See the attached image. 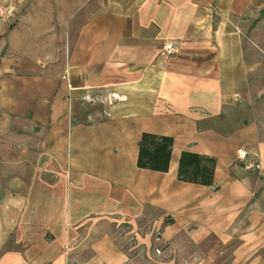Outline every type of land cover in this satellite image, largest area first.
I'll use <instances>...</instances> for the list:
<instances>
[{
  "label": "crops",
  "instance_id": "obj_1",
  "mask_svg": "<svg viewBox=\"0 0 264 264\" xmlns=\"http://www.w3.org/2000/svg\"><path fill=\"white\" fill-rule=\"evenodd\" d=\"M1 9L0 264H133L107 230L117 222L141 240L237 241L235 264H264V123L234 118L259 109L264 0ZM169 43L177 56L160 57ZM145 133L174 139L167 174L138 169ZM183 152L216 160L213 187L178 181ZM9 240L21 249L3 252Z\"/></svg>",
  "mask_w": 264,
  "mask_h": 264
},
{
  "label": "rangeland",
  "instance_id": "obj_2",
  "mask_svg": "<svg viewBox=\"0 0 264 264\" xmlns=\"http://www.w3.org/2000/svg\"><path fill=\"white\" fill-rule=\"evenodd\" d=\"M5 16L8 17L7 10ZM261 50L264 54V47H262ZM263 54L261 55L263 57V62H261L260 64V77L255 80V86L259 89L260 92V98L256 101L258 103V106L256 107H258L259 109L258 111L256 109L254 111H251V109L244 108L241 111H238L234 117L236 119L241 117L244 122L246 120L250 121L252 120V118H256L254 115H257V117L260 118L261 123H264ZM98 107L99 106H96V108ZM252 115L254 117H252ZM150 227L151 226L149 224H146L145 226H143V228L141 226L140 228L137 227V231L139 233L141 232L140 234L142 236H145ZM107 230L113 235L119 247L133 257V264H235L234 252L239 246L237 241H235L229 247H225L214 238L206 240H193L183 235L173 239H163L162 230L155 233L154 238L152 239L150 238L148 240H141L133 233L135 227L127 222H117L112 224L110 223L109 225H107ZM3 241L4 239L0 238V244ZM9 241V244L3 247V252L21 249L19 246H15L12 240ZM82 257L73 255V263L81 264L80 258ZM2 258L3 254L0 253V263L2 261ZM261 258L264 259V253L261 254ZM10 264L13 263L10 262ZM16 264L18 263L16 262Z\"/></svg>",
  "mask_w": 264,
  "mask_h": 264
},
{
  "label": "trees",
  "instance_id": "obj_3",
  "mask_svg": "<svg viewBox=\"0 0 264 264\" xmlns=\"http://www.w3.org/2000/svg\"><path fill=\"white\" fill-rule=\"evenodd\" d=\"M173 146L174 139L171 137L143 134L139 142L138 169L167 174ZM216 164L215 159L183 152L179 159L177 179L181 183L211 188L215 183ZM172 223L170 218L166 219L167 225Z\"/></svg>",
  "mask_w": 264,
  "mask_h": 264
},
{
  "label": "built area",
  "instance_id": "obj_4",
  "mask_svg": "<svg viewBox=\"0 0 264 264\" xmlns=\"http://www.w3.org/2000/svg\"><path fill=\"white\" fill-rule=\"evenodd\" d=\"M11 11L7 12V15H11ZM6 15V10L1 9L0 10V16H5ZM178 54L177 50L173 46V44H167L159 53V56L165 59L169 58H174ZM238 160L243 163V167L247 172H254L260 170V163L259 159L256 157L250 156L247 152L245 151H240L238 153ZM159 253V251H158Z\"/></svg>",
  "mask_w": 264,
  "mask_h": 264
}]
</instances>
